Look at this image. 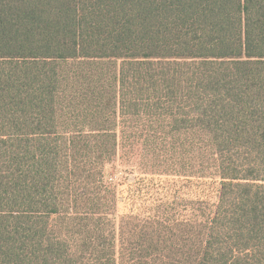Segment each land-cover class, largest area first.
Returning <instances> with one entry per match:
<instances>
[{
	"label": "trees",
	"instance_id": "trees-1",
	"mask_svg": "<svg viewBox=\"0 0 264 264\" xmlns=\"http://www.w3.org/2000/svg\"><path fill=\"white\" fill-rule=\"evenodd\" d=\"M0 264H264V0H0Z\"/></svg>",
	"mask_w": 264,
	"mask_h": 264
},
{
	"label": "rangeland",
	"instance_id": "rangeland-1",
	"mask_svg": "<svg viewBox=\"0 0 264 264\" xmlns=\"http://www.w3.org/2000/svg\"><path fill=\"white\" fill-rule=\"evenodd\" d=\"M130 168H118L117 170L113 171V173L110 171V174L113 178H120L122 176H129L130 174Z\"/></svg>",
	"mask_w": 264,
	"mask_h": 264
}]
</instances>
